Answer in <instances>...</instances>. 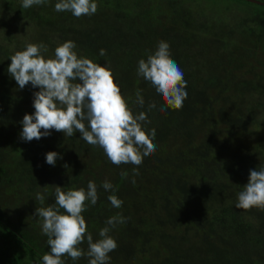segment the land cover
<instances>
[{
    "label": "trees",
    "instance_id": "obj_1",
    "mask_svg": "<svg viewBox=\"0 0 264 264\" xmlns=\"http://www.w3.org/2000/svg\"><path fill=\"white\" fill-rule=\"evenodd\" d=\"M57 2L23 9L22 0H0V264H43L50 247L34 215L36 193L47 186L48 206L54 186L87 190L89 180L98 201H86L82 215L94 240L108 218H126L109 233L118 245L109 264H264V210L235 207L250 170L264 166V0H95L97 12L79 18L57 12ZM68 40L78 58L111 69L134 115L147 113L142 130L155 129L156 150L141 165L113 164L79 132L20 138L39 88L19 89L10 57L26 43L45 44L53 57ZM160 41L170 45L188 93L180 109L164 112L162 97L137 75L138 61ZM138 89L143 108L134 104ZM49 151L62 157L55 166L46 163ZM79 247L86 252L87 241ZM62 259L88 264L87 256Z\"/></svg>",
    "mask_w": 264,
    "mask_h": 264
},
{
    "label": "clouds",
    "instance_id": "obj_2",
    "mask_svg": "<svg viewBox=\"0 0 264 264\" xmlns=\"http://www.w3.org/2000/svg\"><path fill=\"white\" fill-rule=\"evenodd\" d=\"M47 0H22L21 7L28 9L34 5H43ZM57 12L68 11L77 18L95 14L98 4L95 0H58ZM77 45L68 40L55 48L53 57H46L47 46L43 43H26L24 50L11 55L8 73L17 82L19 89L29 83L39 88L34 93L33 114H25L20 122L23 127L20 138L25 142L50 136L52 130L63 132L72 137L79 132L80 138L92 146H99L115 165L131 164L139 166L143 158L155 152L153 143L155 129L150 133L142 126L151 123L146 112L134 115L126 99L121 95L120 87L114 82L111 69L102 66L88 57H79L74 51ZM100 55H106L101 49ZM137 75L149 82L165 102L161 112L167 108L180 109L187 98V82L179 65L171 57L170 45L160 41L154 53L147 59L138 61ZM134 104L143 108L145 101L138 89ZM156 104L148 105L149 111ZM43 129V131H41ZM62 157L55 151L46 154V163L55 166ZM67 167V165H65ZM138 174L134 172V175ZM122 178L128 173L122 172ZM135 183V179L132 180ZM102 187L113 190V184L105 180ZM37 192L35 200L41 206L34 215L39 217L42 234L47 237L50 251L43 257V264H65L62 257L67 254L73 261L88 257V264H109V253L117 247V242L109 233L117 224L126 222L121 214L108 218L105 227L99 230V238L94 240L87 231L82 212L88 205L98 201L97 184L89 180L87 190L80 187L69 188L54 186L55 203L44 206L47 186ZM237 209L249 210L258 207L264 210V166L250 170L249 180L237 194ZM112 207L121 208L123 201L116 195H109ZM63 209V212L61 211ZM87 241V251L79 245Z\"/></svg>",
    "mask_w": 264,
    "mask_h": 264
},
{
    "label": "water",
    "instance_id": "obj_3",
    "mask_svg": "<svg viewBox=\"0 0 264 264\" xmlns=\"http://www.w3.org/2000/svg\"><path fill=\"white\" fill-rule=\"evenodd\" d=\"M246 1H250V2H252V3L261 4L260 2H258V1H255V0H246ZM261 5H264V4H261Z\"/></svg>",
    "mask_w": 264,
    "mask_h": 264
},
{
    "label": "rangeland",
    "instance_id": "obj_4",
    "mask_svg": "<svg viewBox=\"0 0 264 264\" xmlns=\"http://www.w3.org/2000/svg\"><path fill=\"white\" fill-rule=\"evenodd\" d=\"M255 1H258V0H255Z\"/></svg>",
    "mask_w": 264,
    "mask_h": 264
}]
</instances>
